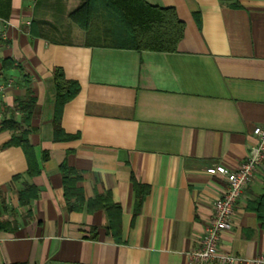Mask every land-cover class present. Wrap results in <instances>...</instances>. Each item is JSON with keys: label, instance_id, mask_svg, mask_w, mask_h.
I'll return each instance as SVG.
<instances>
[{"label": "crops", "instance_id": "0c3cea01", "mask_svg": "<svg viewBox=\"0 0 264 264\" xmlns=\"http://www.w3.org/2000/svg\"><path fill=\"white\" fill-rule=\"evenodd\" d=\"M80 2L37 10L38 0H13L0 19V264H189L223 186L207 170L241 166L255 129L264 131V0H145L185 23L172 53L89 48L82 32L52 37L60 32L45 8L70 12ZM36 18L47 38L31 34ZM57 70L80 89L63 108L60 139ZM24 77L37 105L29 159L4 148L12 134L1 129L26 97ZM62 165L80 176L69 192ZM256 176L221 236L235 264L264 257V167ZM137 183L149 190L140 205ZM25 184L36 187L27 205Z\"/></svg>", "mask_w": 264, "mask_h": 264}, {"label": "trees", "instance_id": "16d2710c", "mask_svg": "<svg viewBox=\"0 0 264 264\" xmlns=\"http://www.w3.org/2000/svg\"><path fill=\"white\" fill-rule=\"evenodd\" d=\"M12 1L0 0V19L5 21L9 19ZM48 2L49 0H38L37 10ZM65 18L82 30L85 35L84 44L89 48L172 53L178 50L179 43L185 35V23L178 17L175 8L154 7L147 4L145 0H81L76 8L66 14ZM31 24V34L34 37L47 38L51 35L49 30H45L48 26L46 22L36 18ZM56 34L52 37L57 38ZM8 63L4 61V64ZM54 77L55 90H57L54 131L56 138L60 139L65 137L60 127L63 108L67 102L78 95L80 89L76 82L67 80L61 70H57ZM24 78L26 97L18 100L13 110L9 111L10 115L3 118L1 129L12 134L11 140L3 145L4 148L20 147L29 159L33 149L29 141L31 120L37 105L33 91L29 87L30 82L27 77ZM61 171L64 175L66 191L69 192L80 180V176L66 165L61 166ZM134 189L140 205L148 196L149 190L138 183L135 184ZM35 196L36 187L33 185L25 184L23 190L19 192V199L24 205L29 204ZM259 203V207L264 208V195L260 197ZM107 207L116 210L114 214H111L112 226L118 225L121 212L119 207L113 204ZM6 226V223H0V230L6 229Z\"/></svg>", "mask_w": 264, "mask_h": 264}, {"label": "built area", "instance_id": "2783aa9c", "mask_svg": "<svg viewBox=\"0 0 264 264\" xmlns=\"http://www.w3.org/2000/svg\"><path fill=\"white\" fill-rule=\"evenodd\" d=\"M254 135L258 137V142L241 166L229 169L224 165H217L207 170V174L220 179L223 186L213 204V219L206 228L201 246L186 255L189 264H235L239 260L223 251L220 241L222 234L230 232L233 228L237 202L264 167V131L257 127ZM249 264H264V257L251 260Z\"/></svg>", "mask_w": 264, "mask_h": 264}, {"label": "rangeland", "instance_id": "374dc122", "mask_svg": "<svg viewBox=\"0 0 264 264\" xmlns=\"http://www.w3.org/2000/svg\"><path fill=\"white\" fill-rule=\"evenodd\" d=\"M51 5L52 7L50 6V7H46L45 8L46 10L44 9L45 10L44 13H46L45 17H50L52 22L56 24V26L58 27L60 32L58 35H56L58 36V39L62 41L76 39L78 35L82 32V30L77 25L75 26L74 24L66 20L65 16L68 12H66L65 9L63 8L61 9V6L59 5L54 6V4L52 3ZM49 9H51L52 11L46 12ZM44 13L42 14L44 15Z\"/></svg>", "mask_w": 264, "mask_h": 264}]
</instances>
